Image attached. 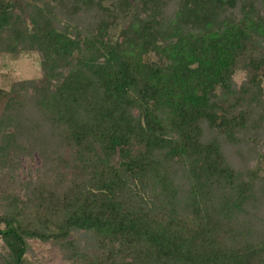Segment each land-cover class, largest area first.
<instances>
[{
    "label": "trees",
    "instance_id": "trees-1",
    "mask_svg": "<svg viewBox=\"0 0 264 264\" xmlns=\"http://www.w3.org/2000/svg\"><path fill=\"white\" fill-rule=\"evenodd\" d=\"M27 55L0 264H264V0H0V71Z\"/></svg>",
    "mask_w": 264,
    "mask_h": 264
},
{
    "label": "rangeland",
    "instance_id": "rangeland-1",
    "mask_svg": "<svg viewBox=\"0 0 264 264\" xmlns=\"http://www.w3.org/2000/svg\"><path fill=\"white\" fill-rule=\"evenodd\" d=\"M38 74V65L35 57L33 56H22L14 62L7 63V66L0 71V86L8 87L9 84L17 79L32 78ZM244 75L238 73L235 76L237 83H240ZM263 153H264V145ZM33 254L31 255L30 261L35 264H71L61 257L58 249L51 244H42L34 242L32 245ZM34 260V261H33ZM36 263V264H37Z\"/></svg>",
    "mask_w": 264,
    "mask_h": 264
}]
</instances>
